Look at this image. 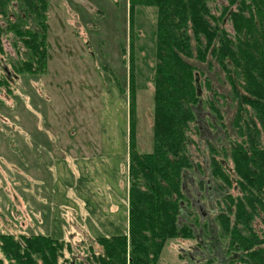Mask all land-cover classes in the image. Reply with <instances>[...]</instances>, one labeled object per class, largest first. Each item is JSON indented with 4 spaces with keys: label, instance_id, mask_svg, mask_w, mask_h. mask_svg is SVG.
I'll use <instances>...</instances> for the list:
<instances>
[{
    "label": "rangeland",
    "instance_id": "374dc122",
    "mask_svg": "<svg viewBox=\"0 0 264 264\" xmlns=\"http://www.w3.org/2000/svg\"><path fill=\"white\" fill-rule=\"evenodd\" d=\"M48 1L45 72L15 76L10 61L21 55L8 43L2 56L9 78L0 88V234L67 241L61 264H87L96 236L127 232L130 24L136 148L152 150L156 12L138 6L130 22L128 0ZM213 72L208 78L214 91L204 90L200 79L202 99L206 110L207 100L221 108L224 123L214 125L213 118L211 124L207 112L197 111L187 149L191 166L182 180L187 199L180 220L190 234L167 240L160 264H222L228 258L229 238L217 221L225 196L208 183L207 161L212 143L232 174L223 151L228 154L234 139L236 98L219 69ZM218 188L239 194L234 181ZM254 224L261 227L258 220Z\"/></svg>",
    "mask_w": 264,
    "mask_h": 264
},
{
    "label": "trees",
    "instance_id": "16d2710c",
    "mask_svg": "<svg viewBox=\"0 0 264 264\" xmlns=\"http://www.w3.org/2000/svg\"><path fill=\"white\" fill-rule=\"evenodd\" d=\"M117 3V1H115ZM130 22L138 6L155 9V59L152 75V150L136 148L133 40L130 24L129 134L127 232L96 236L88 246L87 264H160L167 240L188 236L182 222L186 197L184 170L196 128L197 111L211 124L223 125L221 108L202 99L214 91L208 73L219 69L227 79L236 108L226 171L221 153L209 143L208 170L212 185L223 196L217 216L228 237V258L222 264H264V0H128ZM48 0H0V88L8 86L3 66L5 45L21 55L11 60L16 73L42 74L48 63ZM125 55V46L121 45ZM21 52V53H20ZM124 60V59H123ZM217 76V78L219 77ZM199 133V131H198ZM233 196L218 187L231 188ZM223 184V185H222ZM213 188V189H214ZM191 202L189 205L191 207ZM255 220L260 221L257 228ZM197 220H195L196 222ZM100 246L99 251L93 245ZM70 243L48 235L0 234V264H61Z\"/></svg>",
    "mask_w": 264,
    "mask_h": 264
},
{
    "label": "crops",
    "instance_id": "0c3cea01",
    "mask_svg": "<svg viewBox=\"0 0 264 264\" xmlns=\"http://www.w3.org/2000/svg\"><path fill=\"white\" fill-rule=\"evenodd\" d=\"M127 213H128V207H127V200H126V217H127ZM24 226H29L28 223H24ZM31 235H33L34 233H29ZM110 235H119V234H110ZM98 236H104V235H98Z\"/></svg>",
    "mask_w": 264,
    "mask_h": 264
}]
</instances>
